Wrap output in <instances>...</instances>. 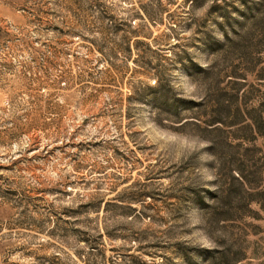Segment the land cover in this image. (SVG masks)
Returning a JSON list of instances; mask_svg holds the SVG:
<instances>
[{
  "label": "rangeland",
  "instance_id": "rangeland-1",
  "mask_svg": "<svg viewBox=\"0 0 264 264\" xmlns=\"http://www.w3.org/2000/svg\"><path fill=\"white\" fill-rule=\"evenodd\" d=\"M0 264H264V0H0Z\"/></svg>",
  "mask_w": 264,
  "mask_h": 264
},
{
  "label": "clouds",
  "instance_id": "clouds-1",
  "mask_svg": "<svg viewBox=\"0 0 264 264\" xmlns=\"http://www.w3.org/2000/svg\"><path fill=\"white\" fill-rule=\"evenodd\" d=\"M204 67V65H201ZM178 73V78L185 81L184 86L177 90L178 98L182 99H193L197 92V84L193 82V79L188 77L186 74L182 73L179 69L176 70ZM183 144L185 149L193 155H197L198 160L202 164L201 176L203 180H209L211 178V169L207 166L213 162V154L206 151L208 148L212 147L210 142L201 139L199 136L195 135H184ZM207 172V175L204 174ZM189 222L195 220L197 222L196 231L190 235L191 245L193 247H199L201 249L212 250L215 248L216 241L200 227L202 217L200 216V209L193 207L187 213Z\"/></svg>",
  "mask_w": 264,
  "mask_h": 264
}]
</instances>
